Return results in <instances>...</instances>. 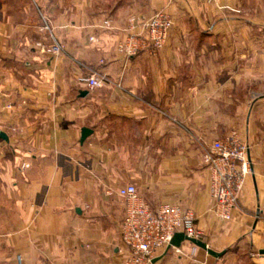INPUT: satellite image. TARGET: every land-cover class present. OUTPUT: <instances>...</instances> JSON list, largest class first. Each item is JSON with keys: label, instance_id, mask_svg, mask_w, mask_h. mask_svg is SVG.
I'll return each instance as SVG.
<instances>
[{"label": "crops", "instance_id": "crops-1", "mask_svg": "<svg viewBox=\"0 0 264 264\" xmlns=\"http://www.w3.org/2000/svg\"><path fill=\"white\" fill-rule=\"evenodd\" d=\"M161 9L158 55L119 52ZM232 130L251 173L224 220L202 154ZM130 183L223 252L184 241L149 264H264V0H0V264H123Z\"/></svg>", "mask_w": 264, "mask_h": 264}, {"label": "built area", "instance_id": "built-area-1", "mask_svg": "<svg viewBox=\"0 0 264 264\" xmlns=\"http://www.w3.org/2000/svg\"><path fill=\"white\" fill-rule=\"evenodd\" d=\"M140 25L142 32L132 33L118 43L119 52L126 57L143 51L153 56L158 55L166 45L173 26L172 15L161 9L143 19ZM101 26L112 28L111 20L105 19ZM45 28L49 29V26L46 25ZM38 46L45 48L41 41ZM58 47V44H55L52 49L57 50ZM80 81L86 83L90 90H94L103 86L107 77L101 73H93L82 76ZM249 150L248 143L240 133L232 130L226 136L216 139L202 154L203 161L211 173L213 211L224 220L232 218L251 173ZM117 193L125 202L121 238L127 252L123 264H149L167 250L178 232L200 238L201 232L195 227L197 216L193 209L170 202L153 208L132 183L120 187Z\"/></svg>", "mask_w": 264, "mask_h": 264}, {"label": "water", "instance_id": "water-1", "mask_svg": "<svg viewBox=\"0 0 264 264\" xmlns=\"http://www.w3.org/2000/svg\"><path fill=\"white\" fill-rule=\"evenodd\" d=\"M91 133H92V130L90 128H87V127L83 128L81 142L83 143ZM2 137L6 138L5 134H2ZM184 241H190L193 244H195V245H197L203 249H206L210 254H212L216 257L223 255V252L220 253V252L213 250L203 240H201L199 238L188 236L184 232H178L175 234V236L173 237V239H172L170 245L168 246L166 252L172 247H176V248L180 247Z\"/></svg>", "mask_w": 264, "mask_h": 264}]
</instances>
